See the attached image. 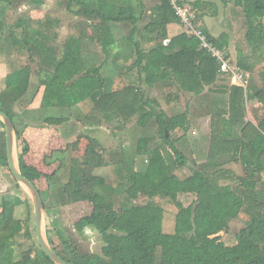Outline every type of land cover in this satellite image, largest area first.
Returning a JSON list of instances; mask_svg holds the SVG:
<instances>
[{"label":"trees","instance_id":"trees-1","mask_svg":"<svg viewBox=\"0 0 264 264\" xmlns=\"http://www.w3.org/2000/svg\"><path fill=\"white\" fill-rule=\"evenodd\" d=\"M20 1L0 0V33L5 8ZM30 2L38 8L44 5V0ZM234 2L243 12L245 38L255 52L264 47V0ZM200 3L195 0L193 8ZM59 4L82 19L78 36L67 38L59 51L54 46L59 22L54 18H19L9 33L13 50L26 51L37 65V73L46 74L39 84L43 87L39 109H61L71 115L77 105L89 101L91 108L82 118L86 127H100L111 118L124 124L138 118L130 130L137 142L133 140L122 151L127 155L125 173L115 187L94 175L106 161L100 142L91 137L82 158L71 162L66 180L58 185H50L56 172L43 175L32 166L19 164L22 176L34 186L40 179L48 184L47 189L38 191L43 212L53 226V230H45V235L52 245L55 234L64 254L52 249L69 264H264V87L247 93L230 83L225 92L207 94L206 89L214 87L219 78L230 82V76L220 73L217 62L184 31L169 0H59ZM187 4L189 0H178L179 6L192 11ZM194 24L198 28L196 20ZM172 27L178 32H170ZM201 30L209 42L222 49L221 38ZM86 31L100 47L97 55L81 49ZM236 65L245 72L254 66L240 57ZM30 83L31 71L26 66L7 74L0 91V111L11 120L16 136L20 132L15 107L28 97ZM163 85L175 86L209 108L206 164L211 172L206 166L194 167L183 179L175 174L189 160L168 135L187 134L189 122L183 113L168 116L165 108L149 97L153 87ZM35 95L25 101L27 105ZM174 97L168 95L165 100L170 102ZM247 102L257 103L250 110V118L246 116ZM19 118L23 125L24 119ZM69 118L44 115L42 123L60 126ZM152 128L155 137L148 135ZM71 147L76 149L78 142ZM136 156L144 158L140 171L135 168ZM232 164L241 166L242 175L230 174L227 166ZM0 165L10 173L1 121ZM220 173L233 184L219 185ZM179 195H195L196 199L183 206ZM139 197L171 200L178 209L173 234L162 231L163 209L152 201L134 204ZM54 200L59 206L91 205L90 214L77 225L80 230L88 228L100 235V254H80L68 242L51 216ZM24 203L29 208L26 198L0 196V264H54L35 241L31 242L35 231L30 229L28 219L22 221L15 216ZM239 214H244L247 221L235 243L226 245L216 235L226 232ZM21 240L31 243L20 249Z\"/></svg>","mask_w":264,"mask_h":264},{"label":"rangeland","instance_id":"rangeland-1","mask_svg":"<svg viewBox=\"0 0 264 264\" xmlns=\"http://www.w3.org/2000/svg\"><path fill=\"white\" fill-rule=\"evenodd\" d=\"M191 7L189 12L193 15V22L196 20L198 30H205L209 35L215 39L221 38L222 51L226 54L231 66L237 67L239 57L246 59L248 64L253 63L251 71L247 74L241 72L243 75V82L246 92L250 89H259L264 87V47L255 52L248 46L245 38L246 26L243 17V12L238 8L234 0H199L201 2L197 9L193 8L192 3L195 0H189ZM196 10V11H195ZM194 11V12H193ZM4 29L0 33V91L4 88V78L7 74L28 66L31 71V83L28 97L19 102L15 107L18 114L16 118V126L20 132L19 136H15L13 144V157L16 168L20 163L36 168L43 175H51L56 172L55 177L50 182L52 184H60L65 181L68 175V169L72 161L82 158L84 148L87 144V138L97 139L101 146L100 151L106 161V166L94 171V175L98 180H104L110 186H117L121 180V176L125 173L124 163L127 155L122 152L127 149L130 144H133L134 137L130 135V130L134 128L138 116L132 118L128 123L124 124L116 118H111L105 121L100 127H86L82 124L83 116L89 112L91 103L86 101L77 105L72 114L61 109H39L43 87H39L41 81H44L46 74H38L37 65L29 59L26 51H15L11 46L9 33L12 25L19 18H33L35 20H44L45 18H54L58 20V40L54 42L55 48L59 51L66 39L70 36H78L81 18L72 16L59 4V0H44V5L36 7L30 0H21L12 8H5L3 12ZM195 26V24H194ZM182 29H180L181 31ZM126 31V30H125ZM185 31V29H184ZM202 31V30H201ZM15 32V31H14ZM16 33V36H19ZM14 33V34H15ZM121 33H124L122 30ZM89 32L86 31L85 43L81 49L90 52H99L100 47L96 42L90 38ZM90 39V41H89ZM98 61H96V64ZM63 78H67L66 72L62 71ZM223 77L219 78L216 85L212 88L206 89V93L225 92L230 86ZM243 84V83H242ZM231 85H233L231 83ZM138 86H141L138 85ZM226 88V89H225ZM37 90V91H36ZM178 91V93H175ZM247 92V93H248ZM36 93L30 105H27L28 99L31 95ZM175 96L172 101L167 102L166 96ZM178 95V96H177ZM149 97L158 102L160 107H164L165 113L168 116H176L184 114L188 119L189 128L185 135L180 133H170L171 140L178 151L182 152L189 160L187 166L175 174L178 178L183 179L190 175L191 169L194 167L205 168L206 154L208 151L207 143H203L201 139L207 134L209 137V108L203 102L194 100L191 95L181 92L179 88L169 86H155L149 92ZM198 99V98H197ZM166 101V102H165ZM27 105V106H26ZM257 106L256 102L246 103V116L250 118V110ZM26 111L21 113L22 111ZM64 115L69 116L68 122L60 126H47L42 123V116L44 115ZM24 119L23 125L22 120ZM202 125H201V124ZM208 124V125H207ZM153 128L150 130L151 137H155ZM202 130V131H200ZM198 131V133L196 132ZM197 133V136L194 137ZM139 134V133H138ZM142 136V134H141ZM194 138L200 143L189 144V140ZM135 143L137 142L134 140ZM208 141V140H207ZM78 142V147L74 149L72 144ZM158 144V142H157ZM209 145V142H208ZM164 153V152H163ZM16 157V158H15ZM16 159V160H15ZM144 158L136 156L134 158L135 168L141 170ZM196 163V165L194 164ZM208 172L212 169L207 166ZM227 169L233 177L242 175L241 166L232 164ZM225 171V169H224ZM222 171V172H224ZM221 178L217 181L219 185H230L232 182L225 180V173H220ZM52 183V184H51ZM16 182L11 177L10 173L5 167L0 165V196L9 195L17 196L23 200H28L29 208L26 204L19 206L16 209L15 216L17 219L25 221L28 219L30 229H34V214H33V199L30 192L23 186H20L23 194L16 188ZM47 182L45 179H40L35 183L38 191L47 189ZM196 199L195 195H179L178 200L183 206H188ZM123 200V199H122ZM152 201L155 205L163 209L162 231L166 234L174 233V219L177 213V208L173 205L171 200L166 198H148L139 197L134 204H144ZM51 216L56 221L57 227L61 233L73 244L80 254H100L102 248V240L99 234L91 229L85 228L80 230L78 221L89 215L91 212V205L88 203H77L67 206H59L54 200L53 207L50 210ZM247 217L244 214H239L238 217L229 223L226 232L216 235L226 245H233L238 231L244 227ZM53 230L51 221L42 214V234L45 239V230ZM36 242V237L33 236L31 242ZM31 242L25 240L20 241V249H24ZM52 242L50 248L55 251L63 253L64 249L60 244L59 239L52 233Z\"/></svg>","mask_w":264,"mask_h":264},{"label":"water","instance_id":"water-1","mask_svg":"<svg viewBox=\"0 0 264 264\" xmlns=\"http://www.w3.org/2000/svg\"><path fill=\"white\" fill-rule=\"evenodd\" d=\"M0 121L4 126L5 131V142H6V157L7 166L10 171L11 176L19 186L25 187L31 194L33 199V214H34V231L37 244L41 251L49 258V260L54 264H69L63 258H61L52 248H50L49 243L43 238L42 230V214H43V204L38 190L33 185L32 182L27 180L19 171V167L16 168L13 157V144L15 139L14 126L8 116L0 111Z\"/></svg>","mask_w":264,"mask_h":264},{"label":"built area","instance_id":"built-area-1","mask_svg":"<svg viewBox=\"0 0 264 264\" xmlns=\"http://www.w3.org/2000/svg\"><path fill=\"white\" fill-rule=\"evenodd\" d=\"M169 1L171 2L177 16L179 17L185 31L190 36L196 38L199 42V48L208 53L210 57L217 62L219 72L229 75L233 85L240 86L245 89V87L243 86L244 82L243 75L241 74L242 71L235 66H231L226 54L221 49L217 48L211 42H209L205 34L194 26V18L193 15L189 12L188 8L179 6L178 0Z\"/></svg>","mask_w":264,"mask_h":264},{"label":"crops","instance_id":"crops-1","mask_svg":"<svg viewBox=\"0 0 264 264\" xmlns=\"http://www.w3.org/2000/svg\"><path fill=\"white\" fill-rule=\"evenodd\" d=\"M172 30H169L170 32H175V33H177L178 32V28H174V27H172L171 28ZM100 52V51H99ZM99 52H95L96 53V55L99 53ZM97 60H99V58H97ZM237 68H239L238 66H237ZM240 69V68H239ZM241 71H243L242 69H240ZM243 72H245V71H243ZM245 73H249V72H245ZM232 83V82H231ZM201 124V123H200ZM202 125V124H201ZM208 125V124H207ZM200 131H202V130H200ZM197 133H198V131H196ZM197 133H196V135L194 136V137H196L197 136ZM207 134L205 135V137L203 138V139H201V141H203V143L205 142V143H207V146H209L208 145V142H209V137H208V139H207ZM208 140V141H207ZM190 142H189V144H192V143H195V145H197L198 143H200L199 142V140H195L194 138H192L191 140H189Z\"/></svg>","mask_w":264,"mask_h":264},{"label":"bare ground","instance_id":"bare-ground-1","mask_svg":"<svg viewBox=\"0 0 264 264\" xmlns=\"http://www.w3.org/2000/svg\"><path fill=\"white\" fill-rule=\"evenodd\" d=\"M16 158V157H15ZM16 160V159H15Z\"/></svg>","mask_w":264,"mask_h":264}]
</instances>
